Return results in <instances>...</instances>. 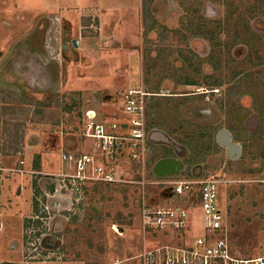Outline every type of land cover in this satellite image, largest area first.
I'll list each match as a JSON object with an SVG mask.
<instances>
[{
  "label": "rangeland",
  "instance_id": "rangeland-1",
  "mask_svg": "<svg viewBox=\"0 0 264 264\" xmlns=\"http://www.w3.org/2000/svg\"><path fill=\"white\" fill-rule=\"evenodd\" d=\"M0 1L5 9L6 0ZM113 1L126 10L136 4ZM41 2L33 0L35 8L27 12ZM142 16L138 50H78L71 43L67 50H46V85L37 89L38 95L13 70L26 71L25 56L0 52V154L8 163L24 158L27 169L36 171L34 164L28 168L27 142L42 138L53 147L49 158L54 167L47 169L54 174H31L45 202L39 203L40 219L33 214L25 221L27 264H141L142 253L172 240L143 228L141 206L187 200L196 207L187 236L199 235L198 192L175 197L173 187L211 177L221 181L220 204L235 250L264 254V0H143ZM61 17L58 39L53 40L57 47L59 35L71 42L79 31L74 16ZM50 19L46 14L38 20L45 26ZM90 22L81 24V38L100 36L98 21ZM34 39L10 40L19 48L24 43L44 46L43 38ZM132 90L145 95V144L136 150L126 144L118 151L114 165L120 182L89 184L82 194L67 195L70 210L56 209L48 186L57 185L54 175L65 169L62 153H93V141L82 136L87 112L118 124L116 133L121 132L129 121L125 94ZM224 132L229 141L221 140ZM155 134L161 139L153 141ZM62 138L70 149L61 147ZM167 157L180 162L181 169L156 173V163ZM21 228L18 219L11 236L20 239ZM4 249L21 255L9 242Z\"/></svg>",
  "mask_w": 264,
  "mask_h": 264
},
{
  "label": "built area",
  "instance_id": "built-area-1",
  "mask_svg": "<svg viewBox=\"0 0 264 264\" xmlns=\"http://www.w3.org/2000/svg\"><path fill=\"white\" fill-rule=\"evenodd\" d=\"M146 100L141 91H129L124 98V113L129 121L123 124L122 131L116 123L98 120L97 113L89 110L83 122L82 136L92 140V154L75 155L62 153L61 161L65 169L57 177L58 191L66 195H80L89 184L118 183L115 161L124 145L140 149L146 142ZM120 131V128H119ZM28 173L38 175L27 169L24 158L8 163L0 154V186L7 178L23 176ZM221 181L215 177L177 182L173 187V196L198 192V204L202 215V233L194 237L187 236L196 207L187 204L149 205L140 208V218L145 230L161 232L172 236L168 243L142 253L138 259L141 264H264V254L247 256L234 248L231 227L227 213L220 204ZM174 197V198H175ZM40 205L44 201L39 200ZM40 219L39 215L35 216Z\"/></svg>",
  "mask_w": 264,
  "mask_h": 264
},
{
  "label": "crops",
  "instance_id": "crops-1",
  "mask_svg": "<svg viewBox=\"0 0 264 264\" xmlns=\"http://www.w3.org/2000/svg\"><path fill=\"white\" fill-rule=\"evenodd\" d=\"M13 1V4L11 3ZM41 4L35 9V11L27 12V10L32 7L31 2L33 0H6L5 9H0V34L1 39L7 40V43L3 42L6 45L2 44L0 41V52H4L5 56L8 55H23L25 56V61L28 62V68H24L26 71H19L18 68L13 70L17 73L16 76H21L22 81L28 83L29 89L37 92V95L40 93L37 90L39 87L46 85L45 74L48 66L45 65L44 60H42V55L47 52L46 50H67L70 49V43L74 44L77 42V46L73 45V48L80 50L89 49V50H138L135 47L139 45L140 34H138V28L141 23H143V0H135V5L133 10H126V8L116 5L113 0H41ZM2 1H0V6ZM38 5V4H35ZM34 5V6H35ZM131 6V4H130ZM33 9L35 7H32ZM120 12H123L121 15ZM132 12V13H130ZM66 13L69 18L74 16V23L78 26V30L71 42H68L67 39L64 41L65 36L59 35L61 40L59 42V47L53 45V40L58 39L57 31L60 28L59 18ZM80 13L83 14L80 15ZM50 15L49 23H45L43 26L42 20H38L43 15ZM98 21V26L100 28V36L95 38L80 37V28L83 21L86 23L84 25L91 24L90 19L92 18ZM62 18V17H61ZM90 18V19H89ZM73 21V19H72ZM90 23H89V22ZM152 31H155V28L152 27ZM68 35V34H67ZM17 39H29L35 38L44 39V46L40 45L38 48L24 43L20 46L18 42L14 44L11 40ZM11 39V40H10ZM51 39V44L47 46V41ZM33 40V39H32ZM31 40V41H32ZM17 48L20 50H15ZM50 67V66H49ZM52 68V67H50ZM47 75V74H46ZM4 83V81H3ZM10 84V82H8ZM45 91H48V87H44ZM44 91V92H45ZM30 93V94H32ZM33 97V95H30ZM44 135V134H43ZM221 140L229 141V137L226 132L221 134ZM48 138V136H47ZM153 141L161 139L160 136L153 135ZM47 139L43 142L42 138H36L33 141L30 140L27 142L26 153L27 155V164L28 168L34 166L36 171H42L47 173L49 176L53 171L47 169V165L51 168L54 167V164L50 161L49 156L53 154V147L46 143ZM61 147L70 149L72 145L69 144L68 140L65 138L61 139ZM230 143V146H234ZM228 143V145H229ZM60 147V148H61ZM32 157V158H31ZM36 160L38 163H34ZM171 157L160 160L156 163L155 170L156 173L162 174L175 169L180 170L181 163L175 161H169ZM48 159V161H47ZM32 169V168H31ZM29 169V170H31ZM33 170V169H32ZM56 172V170L54 171ZM38 179V178H37ZM45 179L40 177L39 184L43 186L45 184ZM38 186L37 180L33 181L31 173H28L23 176H16L13 179H9L3 182L0 186V264H20L18 263L19 259L23 260L27 264L30 260L25 259V250H24V236L27 219H30L34 214L36 216L39 213V200L45 202L44 197L39 199V196H42V190L39 195L36 196V187ZM52 185H49V191L53 194L52 199L57 201L55 207L58 210L66 211L70 210L72 205L70 204V199L67 198V195L59 193V191L54 187V190L51 188ZM35 200L38 201V211L35 209ZM20 219L22 228H21V237L20 239L11 236V229L16 226V221ZM17 236V235H16ZM10 237L9 240L6 238ZM10 244V248L14 251H19L22 255L19 257H14V255L8 254L7 250L4 249L6 243ZM5 251H4V250ZM14 254L13 252H9ZM41 261V260H40ZM65 262H77L72 260H54ZM50 262V261H42ZM22 264V263H21Z\"/></svg>",
  "mask_w": 264,
  "mask_h": 264
},
{
  "label": "trees",
  "instance_id": "trees-1",
  "mask_svg": "<svg viewBox=\"0 0 264 264\" xmlns=\"http://www.w3.org/2000/svg\"><path fill=\"white\" fill-rule=\"evenodd\" d=\"M212 39H213V38L210 37V40H212ZM39 193H40V192L37 191V187H36V196L39 195ZM35 209H36V211H38V201H37V200H35Z\"/></svg>",
  "mask_w": 264,
  "mask_h": 264
},
{
  "label": "water",
  "instance_id": "water-1",
  "mask_svg": "<svg viewBox=\"0 0 264 264\" xmlns=\"http://www.w3.org/2000/svg\"><path fill=\"white\" fill-rule=\"evenodd\" d=\"M75 46H77V43L76 41L74 42ZM51 188L54 190V186H51Z\"/></svg>",
  "mask_w": 264,
  "mask_h": 264
}]
</instances>
